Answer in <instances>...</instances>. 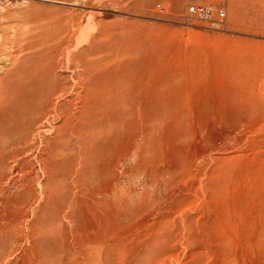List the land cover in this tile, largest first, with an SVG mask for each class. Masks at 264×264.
Listing matches in <instances>:
<instances>
[{"label": "rangeland", "instance_id": "374dc122", "mask_svg": "<svg viewBox=\"0 0 264 264\" xmlns=\"http://www.w3.org/2000/svg\"><path fill=\"white\" fill-rule=\"evenodd\" d=\"M0 264H264V0H0Z\"/></svg>", "mask_w": 264, "mask_h": 264}, {"label": "bare ground", "instance_id": "6f19581e", "mask_svg": "<svg viewBox=\"0 0 264 264\" xmlns=\"http://www.w3.org/2000/svg\"><path fill=\"white\" fill-rule=\"evenodd\" d=\"M53 52H54L53 48L41 47L38 51L35 52L36 57L33 61V64H31V67H29L27 70L24 71L26 73L25 76H27L28 78L25 79L24 81L25 84L22 82L23 84L22 89L23 90L26 89L27 92L26 97L28 99L27 101L28 103L26 106L27 109L22 114H25L27 110L31 109L33 104L36 101H38L40 98H42V95L44 93L51 92L50 88L47 89L45 88V85H43L49 79V72H48L49 70L44 67H41L38 64V60L46 55H50Z\"/></svg>", "mask_w": 264, "mask_h": 264}, {"label": "built area", "instance_id": "2783aa9c", "mask_svg": "<svg viewBox=\"0 0 264 264\" xmlns=\"http://www.w3.org/2000/svg\"><path fill=\"white\" fill-rule=\"evenodd\" d=\"M186 12L188 16L201 21H214L215 18L222 20L226 17V9L213 3L193 2L187 5Z\"/></svg>", "mask_w": 264, "mask_h": 264}]
</instances>
